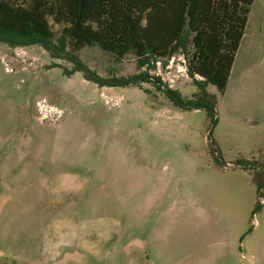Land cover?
Masks as SVG:
<instances>
[{"label": "rangeland", "instance_id": "obj_1", "mask_svg": "<svg viewBox=\"0 0 264 264\" xmlns=\"http://www.w3.org/2000/svg\"><path fill=\"white\" fill-rule=\"evenodd\" d=\"M49 20L57 40L61 26ZM192 52L189 42L141 67L134 53L118 59L98 45L53 57L39 44L0 42V264L56 260L43 248L61 244L91 264H160L155 241L167 228L195 252L235 230L237 243L264 246L253 166H217L264 168V0L251 7L226 90L207 86L213 123L207 108L177 107L151 81L101 86L70 60L103 78L143 71L194 98ZM257 177L264 185V171Z\"/></svg>", "mask_w": 264, "mask_h": 264}, {"label": "trees", "instance_id": "obj_2", "mask_svg": "<svg viewBox=\"0 0 264 264\" xmlns=\"http://www.w3.org/2000/svg\"><path fill=\"white\" fill-rule=\"evenodd\" d=\"M254 1L0 0V42L10 46L39 44L53 57H62L68 47L78 50L98 45L118 59L134 53L141 67L172 57L190 42L193 52L188 71L199 87L194 98L184 97L179 90L164 86L159 76L143 71L129 77L103 78L82 63L78 55L73 54L70 60L75 63L74 71H82L87 79L101 86L151 81L177 107L207 108L213 123L215 96L207 86L212 84L219 92L226 90ZM50 18L61 26L57 40ZM263 186L258 182L259 199L252 217L263 207Z\"/></svg>", "mask_w": 264, "mask_h": 264}, {"label": "crops", "instance_id": "obj_3", "mask_svg": "<svg viewBox=\"0 0 264 264\" xmlns=\"http://www.w3.org/2000/svg\"><path fill=\"white\" fill-rule=\"evenodd\" d=\"M249 21V19H248ZM246 34V31H245ZM245 34L243 37H245ZM242 42V41H241ZM241 45V44H240ZM242 160V159H240ZM246 161H251L250 159H244ZM230 164H234L232 161H227ZM252 162V161H251ZM236 164V163H235ZM238 164V163H237ZM255 165V164H254ZM252 165L251 172H254V181L253 183L257 188L258 195V182L257 173L264 171L262 164ZM218 167L224 170H242L243 168L234 167V166H225L218 163ZM255 167V169H254ZM224 232V229H223ZM174 230L167 228L165 230H160L158 232L157 239L155 241V250L157 254V261L160 264H245L243 260L244 250L248 253V263L249 264H264V246L260 247H251L248 248L244 245H241V232L240 230L234 231V238L229 239L230 231L227 234H222L223 239L220 240L213 248L206 251H190L186 245H178L175 242V237L173 235ZM237 239L240 240L237 243ZM42 248L33 247L28 251H40ZM45 253H53L51 258H56V260H38L29 254L26 250L23 253V256L26 255L30 259L24 264H91V262H86L81 259V251L75 246L71 245H47L43 248ZM42 251V250H41ZM54 253H57L55 255ZM245 253V252H244ZM28 254V255H27ZM50 259V258H49Z\"/></svg>", "mask_w": 264, "mask_h": 264}, {"label": "water", "instance_id": "obj_4", "mask_svg": "<svg viewBox=\"0 0 264 264\" xmlns=\"http://www.w3.org/2000/svg\"><path fill=\"white\" fill-rule=\"evenodd\" d=\"M209 137H210V133H209ZM210 139V138H209ZM225 166L229 167V166H234V167H239V168H245V167H250L252 165H244V164H230L227 161L224 160V164Z\"/></svg>", "mask_w": 264, "mask_h": 264}, {"label": "flooded vegetation", "instance_id": "obj_5", "mask_svg": "<svg viewBox=\"0 0 264 264\" xmlns=\"http://www.w3.org/2000/svg\"><path fill=\"white\" fill-rule=\"evenodd\" d=\"M249 162H251V161H249ZM244 165H251L250 163H247V164H244ZM252 165H254V164H252Z\"/></svg>", "mask_w": 264, "mask_h": 264}]
</instances>
